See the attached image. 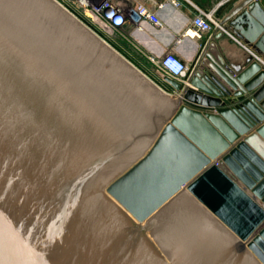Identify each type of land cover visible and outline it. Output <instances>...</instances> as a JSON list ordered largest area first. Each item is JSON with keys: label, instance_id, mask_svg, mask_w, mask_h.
<instances>
[{"label": "water", "instance_id": "obj_1", "mask_svg": "<svg viewBox=\"0 0 264 264\" xmlns=\"http://www.w3.org/2000/svg\"><path fill=\"white\" fill-rule=\"evenodd\" d=\"M209 50L172 96L54 0H0V264H264V73Z\"/></svg>", "mask_w": 264, "mask_h": 264}, {"label": "crops", "instance_id": "obj_2", "mask_svg": "<svg viewBox=\"0 0 264 264\" xmlns=\"http://www.w3.org/2000/svg\"><path fill=\"white\" fill-rule=\"evenodd\" d=\"M190 1L206 12L214 10L215 16L221 20V30L201 37L184 35L194 15L193 10L188 6L179 9L168 6L159 12V17L163 22L162 28L144 23L142 30L132 33L128 40L116 41L115 45L120 48L122 56L124 58L127 56L131 61L138 62L147 69L149 65L152 66L148 60L149 57H158L175 46V52L192 67L197 63L211 40L214 51L210 52L209 50L208 52L212 58L219 56L224 61L233 59L241 62L245 55H252L253 60L249 64L255 63L259 69L254 70L245 80L246 82L256 80L264 73V40H262L264 24L247 7L223 22L229 12L243 0ZM256 2L264 11V0H256ZM159 86L166 93L177 96V92L173 91L170 86L167 87L166 84H159ZM262 88H264V77L260 79V83L253 93Z\"/></svg>", "mask_w": 264, "mask_h": 264}, {"label": "built area", "instance_id": "obj_3", "mask_svg": "<svg viewBox=\"0 0 264 264\" xmlns=\"http://www.w3.org/2000/svg\"><path fill=\"white\" fill-rule=\"evenodd\" d=\"M58 4L114 50L115 41L128 40L132 33L142 30L144 23L162 28L159 12L168 6L175 9L188 6L193 10L184 35L201 37L221 30V20L214 10L206 12L190 0H60ZM148 60L162 79L185 81L193 72L194 66L175 52V46Z\"/></svg>", "mask_w": 264, "mask_h": 264}, {"label": "rangeland", "instance_id": "obj_4", "mask_svg": "<svg viewBox=\"0 0 264 264\" xmlns=\"http://www.w3.org/2000/svg\"><path fill=\"white\" fill-rule=\"evenodd\" d=\"M57 1L59 2L60 0H56V2ZM115 43H116V41H115ZM113 46L116 49V51L119 52V54H121V50H119L120 48L114 44H113ZM125 59L129 60L140 72H142L149 80L154 82L156 85L159 86V84H161V85L166 84L163 82V79L156 73V71L154 70V67H152L151 65H149V68L146 69V68H143L141 66V64H139L138 62L131 61L127 56L125 57ZM166 86H167V84H166ZM167 87H169V85Z\"/></svg>", "mask_w": 264, "mask_h": 264}, {"label": "flooded vegetation", "instance_id": "obj_5", "mask_svg": "<svg viewBox=\"0 0 264 264\" xmlns=\"http://www.w3.org/2000/svg\"><path fill=\"white\" fill-rule=\"evenodd\" d=\"M184 211V213H188L191 215H193V213H195V210L191 209V208H188V209H183L182 212ZM184 218H186V214L184 215Z\"/></svg>", "mask_w": 264, "mask_h": 264}, {"label": "bare ground", "instance_id": "obj_6", "mask_svg": "<svg viewBox=\"0 0 264 264\" xmlns=\"http://www.w3.org/2000/svg\"><path fill=\"white\" fill-rule=\"evenodd\" d=\"M191 34V33H190Z\"/></svg>", "mask_w": 264, "mask_h": 264}]
</instances>
